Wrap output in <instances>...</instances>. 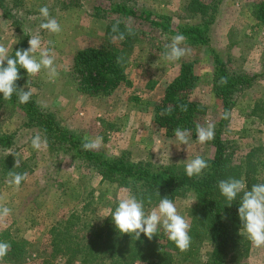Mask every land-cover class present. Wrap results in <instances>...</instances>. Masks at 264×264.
<instances>
[{
	"label": "rangeland",
	"instance_id": "374dc122",
	"mask_svg": "<svg viewBox=\"0 0 264 264\" xmlns=\"http://www.w3.org/2000/svg\"><path fill=\"white\" fill-rule=\"evenodd\" d=\"M153 15H168L174 24L194 21L187 11L188 0H128ZM208 1V0H206ZM259 0H222L217 22L212 30V47L225 59L227 66L251 79L249 87L237 97L228 119L221 123L222 102L215 79V61L208 47L181 45L190 52L178 61H168L164 54L172 36L148 23L137 24L138 40L126 56L129 83L110 94L92 96L78 90L70 76L75 52L82 47L108 42L106 25L109 19L95 14L96 4L108 8V0H6L23 30L39 35L42 44L56 57L59 76L50 81L46 71L35 77L27 76L23 90L32 89L38 102L55 111L70 131L82 138L103 137L100 149L109 156H123L134 162L147 163L152 168L176 165L185 169L188 162L200 155L205 160L214 155L211 141L201 145L196 134L190 132L188 145H180L176 137H166L154 121L156 102L165 86L178 74L184 60L194 61L197 76L191 98L204 106L198 124L208 122L222 130L224 139L236 143L237 156L245 155L252 147L264 146V23L252 15V7ZM48 6L50 15L61 25L59 35L40 28L43 17L39 9ZM30 27V30L28 28ZM21 38V32L0 9V43L9 54ZM49 41L52 43L49 44ZM211 47V48H212ZM39 58V53L36 54ZM25 116L18 109L0 111V133H12L16 159L27 173L19 190L6 182L0 184V203L11 208V215L0 221V232L9 231L30 244L26 264H39L44 256L53 226H61L74 212L82 210L95 224L110 222L106 215L129 190L101 179L97 170L85 161L47 147L37 151L31 139L39 133L26 126ZM179 147V148H178ZM178 211L190 223L191 208L196 202L191 192L173 201ZM156 206V205H155ZM155 206H145L150 211ZM213 250L209 242L201 246L197 260L189 261L185 253L176 264H203ZM0 264H8L0 261ZM140 264V263H138ZM247 264H264V248L252 246Z\"/></svg>",
	"mask_w": 264,
	"mask_h": 264
},
{
	"label": "trees",
	"instance_id": "16d2710c",
	"mask_svg": "<svg viewBox=\"0 0 264 264\" xmlns=\"http://www.w3.org/2000/svg\"><path fill=\"white\" fill-rule=\"evenodd\" d=\"M108 3V8H103L101 3L96 4L95 8L96 15L109 19L106 25L108 42L79 48L73 56L70 76L78 90L100 96L128 84L126 56L138 40L136 25L146 22L159 28L165 35L174 37L183 34L186 38L184 42L189 46L211 49L217 92L222 102L220 124H223V114L231 112L238 95L250 86L251 79L230 69L225 59L212 47V30L222 0H188L186 9L195 20L178 24H174L168 15H153L150 10L131 4L128 0H108ZM0 9L21 32L20 40L9 54L14 58L16 50L29 48L31 35L23 30L22 23L17 20L6 0H0ZM251 15L259 23H264V0L253 5ZM117 22L120 32L125 33L123 40L119 39V33L112 31ZM126 26L131 27V35L126 31ZM194 65L191 60L182 61L178 75L167 84L162 97L156 102L154 121L166 137H174L173 130L176 128L196 134L199 118L205 112L204 106L191 98L197 81ZM19 73L21 78L16 84L23 89L28 75L23 68L19 69ZM221 77H227V84L219 83ZM181 106H186L187 110ZM10 108L22 111L26 126L38 129L50 150L85 161L98 171L103 181L127 188L130 194L144 199L145 206H155L163 197L175 201L189 192L196 198L190 213L191 244L186 252H181L162 229L151 240L143 233L139 239H134L129 234L119 233L113 220L95 224L85 217V212L78 210L63 225L52 227L47 250L39 264H176L183 253L187 260H197L201 246L206 241L213 250L203 264H247L252 245L244 234L238 215L242 193L228 206L226 198L220 193L218 181L229 177L242 179L248 189L253 184L264 183V146H254L238 157L236 143L224 139L219 127L211 141L215 147L214 155L206 159L209 167L204 169L200 177L189 178L185 169L176 165L152 168L147 163L130 161L123 156L111 157L100 148L84 150L83 138L64 126L55 111L33 97L28 103L21 104L15 93L9 101L0 94V111ZM169 108L170 114H161ZM14 145V134L0 133V184L9 178V171L24 173L21 165L14 167V152L7 153ZM149 197L151 204L147 203ZM0 241L11 245L3 259L5 263H27L31 247L27 240L17 238L9 231H1Z\"/></svg>",
	"mask_w": 264,
	"mask_h": 264
},
{
	"label": "clouds",
	"instance_id": "9594fccd",
	"mask_svg": "<svg viewBox=\"0 0 264 264\" xmlns=\"http://www.w3.org/2000/svg\"><path fill=\"white\" fill-rule=\"evenodd\" d=\"M40 15L44 18L40 24V28L46 30L50 34L59 35L62 31L60 23L50 15L48 6H43L39 9ZM112 31L119 33V39H125V33L120 32L119 22L113 25ZM126 31L129 35L132 34V29L126 26ZM115 39V38H114ZM183 34L175 35L171 43L165 47L168 51L165 52L164 58L168 61H178L184 57L190 49L181 47L185 41ZM29 48L15 51V57L9 55V48L0 43V94L3 99L9 101L15 93L18 96L19 103H28L33 95L31 88L24 91L18 88L16 82L21 78L19 69L26 70L28 76L35 77L42 70L46 71L50 81L54 82L59 76L56 57L52 50L43 46L39 35H31L28 40ZM52 42L49 41V44ZM39 53V58L36 54ZM5 61L6 66H5ZM221 85L227 84V77H221ZM183 110H187L186 106H181ZM171 109H165L163 114H170ZM230 113H224L223 118L228 119ZM176 140L180 145H188L190 141V132L187 129L176 128L173 130ZM215 138V125L211 122L207 126H196V140L203 145ZM103 137L96 136L90 138L83 137L82 147L86 151L97 150L102 146ZM31 146L37 151H41L47 147L46 139H42L37 133L31 139ZM178 147V148H179ZM14 167H20V161L16 159ZM207 161L200 155L188 162L185 166L186 175L189 178L200 177L204 169L208 168ZM6 183L9 186L19 190L23 181L27 180V173H18L9 171ZM218 188L222 196L226 198V204L231 206L232 202L240 195V203L238 215L242 222L244 234L254 248H264V183L253 184L248 189L246 183L242 179L229 177L218 181ZM158 195H160L158 193ZM3 198L0 197V200ZM147 203L151 204V197L147 199ZM11 208L0 203V221L5 220L11 215ZM111 216L116 229L121 234H129L134 239H139L143 233L149 240L157 235L160 229L163 230L167 238L173 242L181 252H186L190 248L191 225L189 221L180 214L176 204L167 197L159 200L158 204L151 208L150 211L145 210V200L137 198L133 194H129L118 200L114 210L106 215H101L100 218ZM11 245L8 242L0 241V261H3L10 251Z\"/></svg>",
	"mask_w": 264,
	"mask_h": 264
},
{
	"label": "crops",
	"instance_id": "0c3cea01",
	"mask_svg": "<svg viewBox=\"0 0 264 264\" xmlns=\"http://www.w3.org/2000/svg\"><path fill=\"white\" fill-rule=\"evenodd\" d=\"M220 9H221V7H220ZM218 15H219V14H218ZM217 19H218V17H217ZM216 22H217V20H216ZM215 24H216V23H215ZM214 26H215V25H214ZM213 28H214V27H213ZM178 73H179V72H178ZM177 75H178V74H177ZM177 75H176V76H177ZM176 76H175V77H176ZM175 77H174V78H175ZM174 78H173V79H174ZM166 86H167V85H166ZM166 86H165V87H166ZM164 90H165V89H164Z\"/></svg>",
	"mask_w": 264,
	"mask_h": 264
}]
</instances>
